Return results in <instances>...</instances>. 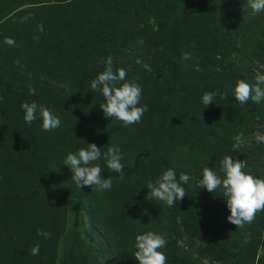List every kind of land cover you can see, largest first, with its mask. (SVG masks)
Returning a JSON list of instances; mask_svg holds the SVG:
<instances>
[{"label":"rangeland","instance_id":"obj_1","mask_svg":"<svg viewBox=\"0 0 264 264\" xmlns=\"http://www.w3.org/2000/svg\"><path fill=\"white\" fill-rule=\"evenodd\" d=\"M147 1L77 0L62 13L58 5L69 0H0L6 82L0 85V264H139L135 237L148 231L166 238L159 249L166 264H195L208 255L228 264H260L264 216L257 212L252 223L236 228L227 220L222 188H197L203 167L223 176L222 145L213 147L208 130L193 124L195 96L182 85L196 67H174L150 54L141 31ZM105 53L114 71L125 69L126 80L142 89L139 106L148 111L139 123L125 126L99 107L102 91L90 82L105 70ZM25 102L49 108L60 126L44 131L39 115L28 126ZM86 143L102 153L119 147L123 168L138 153L149 155L133 176L112 178L111 189L94 187L79 197L83 187L64 161ZM97 163L107 168L103 159ZM167 169L178 180L180 173L190 177L181 184L186 196L172 207L147 199V184ZM37 245L39 254L32 255Z\"/></svg>","mask_w":264,"mask_h":264},{"label":"trees","instance_id":"obj_2","mask_svg":"<svg viewBox=\"0 0 264 264\" xmlns=\"http://www.w3.org/2000/svg\"><path fill=\"white\" fill-rule=\"evenodd\" d=\"M76 1L69 0L58 7L66 13ZM145 10L142 15L147 23L141 31L145 44L152 49L150 54L174 67L193 65L201 69L194 71L192 67L189 71L192 77L185 74L182 85L184 92L192 91L195 96L192 120L197 131L208 130L213 147L220 142L222 159L231 155L234 160H243L245 173L264 179V144H258L253 136L257 131L264 133V100L259 104L251 100L239 104L233 96L237 79L254 84L258 75H264V11L252 15L248 0H148ZM185 53L191 59H184ZM108 57L105 53V58ZM114 58L117 60L118 56ZM3 74L0 70V85L6 83ZM205 92L216 94L213 104L207 107L202 103ZM237 136L241 137L240 147L234 150ZM148 155L146 151L138 153L132 164L124 167V178L136 174L140 161ZM102 175L119 178L118 173L108 168ZM90 189L83 187L79 197ZM62 193L70 198L75 196L71 191ZM259 213L264 216V210ZM261 245L260 264H264V243ZM195 264L228 263L208 255L196 259Z\"/></svg>","mask_w":264,"mask_h":264},{"label":"clouds","instance_id":"obj_3","mask_svg":"<svg viewBox=\"0 0 264 264\" xmlns=\"http://www.w3.org/2000/svg\"><path fill=\"white\" fill-rule=\"evenodd\" d=\"M248 6L251 14L257 15L264 11V0H248ZM39 28L43 31V25ZM6 42L14 45L11 39ZM183 58L191 59V55L185 53ZM144 67L150 70V66L144 65ZM195 70L200 71L201 69L196 66ZM126 77L125 69L113 70V58L109 56L105 70L97 78L91 80L90 87L93 91H102L104 103L99 107L103 110L105 118H116L128 126L139 123L143 114L148 111V107L147 105L139 106L142 89L137 83L127 81ZM261 85H264V75H258L254 84L237 79L233 96L239 104H246L249 100L259 104L264 100V87ZM29 91L30 94L35 93L34 88ZM215 95L214 92H205L202 96V103L206 107L213 104ZM21 108L28 126H31L32 122L37 119V115L42 120L44 131L54 130L61 124L59 117L45 106H38L35 102H25L21 104ZM253 136L258 144H264V133L257 131L253 133ZM234 139L236 143L233 149L237 150L240 147L241 137L237 136ZM86 145L76 152H69L64 161L72 172L71 179L80 189L84 186L91 189L95 186L99 190L111 189L112 178H105L102 175V167L97 163L101 159L105 161L108 169L118 173L121 180L124 179L122 154L119 147L107 146V151L102 153L101 148L95 143H86ZM220 163L223 176L217 174L211 167H203L202 178L196 181L197 188H206L211 193L222 188L224 200L230 211L227 220L236 228H243L245 224L253 222L257 212L264 210V179L245 173L243 171L244 162L234 160L231 155H225ZM189 180V175L185 173H180L178 180L176 172L173 169H167L154 182L147 184V199L162 201L168 207H172L176 201H182L186 196L185 188L181 184H186ZM37 234L46 239L50 237V233L41 229H37ZM166 245L167 240L163 235L151 231L145 232L135 237L134 257L139 264H166L167 257L159 251ZM31 253L38 255L39 246H34Z\"/></svg>","mask_w":264,"mask_h":264}]
</instances>
